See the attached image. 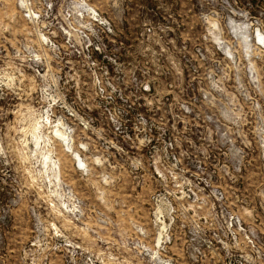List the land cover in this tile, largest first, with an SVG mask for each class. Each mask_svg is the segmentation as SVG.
Masks as SVG:
<instances>
[{"label":"rangeland","instance_id":"rangeland-1","mask_svg":"<svg viewBox=\"0 0 264 264\" xmlns=\"http://www.w3.org/2000/svg\"><path fill=\"white\" fill-rule=\"evenodd\" d=\"M0 264H264V0H0Z\"/></svg>","mask_w":264,"mask_h":264}]
</instances>
